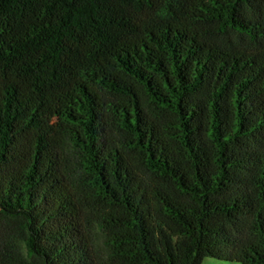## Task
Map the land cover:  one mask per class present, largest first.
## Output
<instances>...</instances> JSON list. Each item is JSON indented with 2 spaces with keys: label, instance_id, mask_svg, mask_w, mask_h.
Returning a JSON list of instances; mask_svg holds the SVG:
<instances>
[{
  "label": "trees",
  "instance_id": "trees-1",
  "mask_svg": "<svg viewBox=\"0 0 264 264\" xmlns=\"http://www.w3.org/2000/svg\"><path fill=\"white\" fill-rule=\"evenodd\" d=\"M204 258L264 264V0H0V264Z\"/></svg>",
  "mask_w": 264,
  "mask_h": 264
},
{
  "label": "rangeland",
  "instance_id": "rangeland-1",
  "mask_svg": "<svg viewBox=\"0 0 264 264\" xmlns=\"http://www.w3.org/2000/svg\"><path fill=\"white\" fill-rule=\"evenodd\" d=\"M13 223H14V221H13ZM201 264H239V263L217 260L214 258H204L202 260Z\"/></svg>",
  "mask_w": 264,
  "mask_h": 264
}]
</instances>
